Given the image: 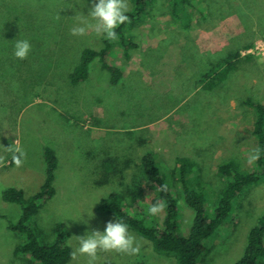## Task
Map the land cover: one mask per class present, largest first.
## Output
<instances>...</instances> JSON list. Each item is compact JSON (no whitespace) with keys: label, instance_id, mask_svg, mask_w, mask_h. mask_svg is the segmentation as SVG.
Here are the masks:
<instances>
[{"label":"rangeland","instance_id":"rangeland-1","mask_svg":"<svg viewBox=\"0 0 264 264\" xmlns=\"http://www.w3.org/2000/svg\"><path fill=\"white\" fill-rule=\"evenodd\" d=\"M202 2L207 13H193L186 28L174 20L169 2L156 1L128 32L138 44L130 59L118 45L107 56L124 73L119 82L113 85L96 60L89 79L74 86L70 76L82 52L104 46L95 33L71 34L72 18L77 11L87 15L91 0H0V264H29L14 255L20 240L8 228L20 220L22 208L5 202L3 193L14 188L30 198L41 190L45 148L58 158L56 195L34 221L46 242L56 239L57 224L66 225L75 253L71 264H177L130 230L138 254L98 251L92 261L78 252V237L103 232L115 221L99 210L98 196L137 189L146 152H155L164 174L177 177V160H191L199 182L216 198L224 187L220 165L232 160L245 171L257 169L256 161L249 163L259 141L253 134L256 113L247 101L264 102V58L242 47L264 43V0ZM17 39L32 45L25 60L13 55ZM235 52L241 58L228 78L213 90L204 88L202 76L211 64ZM16 148L24 153L22 164L10 166ZM109 160L118 173L105 175ZM143 191L148 206L159 201L154 191ZM181 204L180 229L189 235L194 211ZM234 213L238 224L208 243L214 248L206 264H236L244 256L248 235L264 215V177Z\"/></svg>","mask_w":264,"mask_h":264},{"label":"trees","instance_id":"trees-1","mask_svg":"<svg viewBox=\"0 0 264 264\" xmlns=\"http://www.w3.org/2000/svg\"><path fill=\"white\" fill-rule=\"evenodd\" d=\"M156 1L159 0H131L132 10L128 13L130 21L117 29L118 39L109 41L103 38L102 49H85L79 64L71 73V84L77 86L87 81L90 65L96 60L102 65V71L110 73L113 85L117 84L124 73L121 69L110 65L107 56L114 46L118 45L123 49L125 58L130 59L131 52L138 48V44L129 37L128 32L138 21L149 16ZM166 1L171 6L174 20L186 28H190L193 13L204 17L208 11L202 0ZM240 58V52L230 53L219 62L211 64L209 72L202 76V86L208 90L215 89L228 78ZM249 58L251 57H246ZM247 105L256 113L253 134L259 140L255 150L259 152V159L256 160L257 169L245 171L232 160L220 165L217 173L223 180L224 187L217 198L212 197L207 188L199 182L200 176L196 175L197 168L191 160L187 158L177 160L179 166L177 177L174 172L170 175L164 174L155 152H146L140 160V166L138 165L140 170V179L136 182L138 190L133 187L125 192L111 193L101 200L99 210L115 220L117 218L123 220L130 231L149 241L153 251L174 258L177 264H206L207 256L214 248L209 247L208 243H214L221 229L226 231L238 224V217L234 213L236 204L264 177V104L249 99ZM44 161L45 181L38 193L30 198L25 196L23 190L14 188L7 189L3 193L5 202L18 204L22 208L20 220L8 227L20 240L14 255L26 258L29 264H71L73 251L68 244L71 234L66 225L57 224L54 229L56 239L53 242H46L42 239L41 230L34 221L56 195L55 180L58 168L56 152L51 148H45ZM113 162V160L106 162L105 175L118 173V167ZM13 164L14 162L11 161L10 166ZM169 178L173 181L170 182ZM144 185L155 192L157 200L165 203V215L162 221L148 214L147 209L150 206L145 202ZM161 185L167 186L166 192L161 190ZM181 203L194 211L189 235L183 234L180 229ZM236 264H264V215L258 225L250 231L244 256Z\"/></svg>","mask_w":264,"mask_h":264},{"label":"clouds","instance_id":"clouds-1","mask_svg":"<svg viewBox=\"0 0 264 264\" xmlns=\"http://www.w3.org/2000/svg\"><path fill=\"white\" fill-rule=\"evenodd\" d=\"M130 5L128 0H91V8L87 15L77 11L72 18L74 21L71 28V34L77 37L86 36L89 32L109 41L118 39L117 29L128 23ZM32 51V45L27 39H17L14 42L13 55L19 60L28 58ZM13 155V162L19 166L22 164L24 153L16 148ZM259 159L258 150L250 156L249 163ZM161 190L167 191L166 185H161ZM105 199V194H100L98 199ZM165 203L157 201L152 204L147 212L151 217H158L165 208ZM87 213V212H85ZM89 217L93 216L87 213ZM79 242L78 252L87 255L94 261L97 258L98 251H115L131 255L138 254L140 251L139 241L136 236L129 231V226L123 220L117 218L106 224L103 232L92 230L83 237L77 238ZM75 256V253H73Z\"/></svg>","mask_w":264,"mask_h":264},{"label":"built area","instance_id":"built-area-1","mask_svg":"<svg viewBox=\"0 0 264 264\" xmlns=\"http://www.w3.org/2000/svg\"><path fill=\"white\" fill-rule=\"evenodd\" d=\"M248 55H258L264 58V43L255 46L252 49L246 51Z\"/></svg>","mask_w":264,"mask_h":264},{"label":"crops","instance_id":"crops-1","mask_svg":"<svg viewBox=\"0 0 264 264\" xmlns=\"http://www.w3.org/2000/svg\"><path fill=\"white\" fill-rule=\"evenodd\" d=\"M253 45L251 44V43H249V44H246V45H244L243 47H242V49H247V48H251ZM252 58H254V57H251V58H249V59H247V60H251ZM263 104H264V102H263Z\"/></svg>","mask_w":264,"mask_h":264}]
</instances>
